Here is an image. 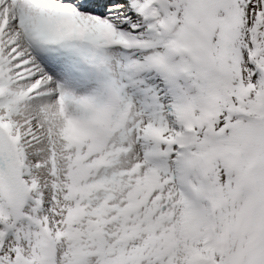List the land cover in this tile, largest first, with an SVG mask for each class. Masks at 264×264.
<instances>
[{
	"label": "snow or ice",
	"instance_id": "snow-or-ice-1",
	"mask_svg": "<svg viewBox=\"0 0 264 264\" xmlns=\"http://www.w3.org/2000/svg\"><path fill=\"white\" fill-rule=\"evenodd\" d=\"M0 264H264V0H0Z\"/></svg>",
	"mask_w": 264,
	"mask_h": 264
}]
</instances>
